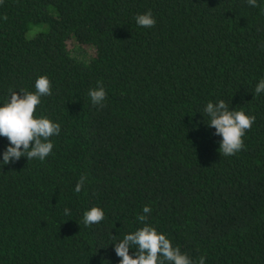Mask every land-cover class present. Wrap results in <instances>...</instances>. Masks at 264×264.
I'll use <instances>...</instances> for the list:
<instances>
[{"label": "trees", "instance_id": "trees-1", "mask_svg": "<svg viewBox=\"0 0 264 264\" xmlns=\"http://www.w3.org/2000/svg\"><path fill=\"white\" fill-rule=\"evenodd\" d=\"M257 4L0 0V105L46 75L52 91L36 115L61 129L43 161L0 165V264H119L114 242L143 226L145 205L146 223L197 264H264V92H255L264 0ZM149 10L155 25H137ZM81 45L93 55L75 54ZM98 82L103 107L89 96ZM219 100L255 116L230 156L204 112ZM8 143L0 136V160ZM92 206L104 219L86 226Z\"/></svg>", "mask_w": 264, "mask_h": 264}, {"label": "clouds", "instance_id": "clouds-1", "mask_svg": "<svg viewBox=\"0 0 264 264\" xmlns=\"http://www.w3.org/2000/svg\"><path fill=\"white\" fill-rule=\"evenodd\" d=\"M247 3L252 7L258 6L257 0H247ZM135 21L137 25L146 28L153 27L156 23L150 10L137 15ZM34 87L35 91L10 89V98L0 105V136L7 138L9 142L2 154L0 165L17 161L22 156L27 160L43 161L52 152L53 143L50 138L59 134L60 125L47 116L36 115L41 97L51 95V81L46 75H40L36 78ZM255 92H264V79L256 84ZM106 95L102 82L89 90L92 103L100 107H103ZM204 112L209 117L207 124L221 137L220 153L230 156L244 147L243 137L255 122L254 115L246 114L243 110H230L224 100L207 103ZM86 179L85 175L80 177L75 186L76 192L81 191ZM64 213L71 214L67 208ZM150 213L151 208L145 205L143 214L137 217L143 226L114 242L115 253L121 258L119 264H197L186 253H182L179 247H174L164 233L146 223L147 214ZM103 219L104 212L98 206H92L83 214V223L86 226L98 224ZM133 246L134 254L130 255L129 250ZM198 264H205L204 256H200Z\"/></svg>", "mask_w": 264, "mask_h": 264}, {"label": "rangeland", "instance_id": "rangeland-1", "mask_svg": "<svg viewBox=\"0 0 264 264\" xmlns=\"http://www.w3.org/2000/svg\"><path fill=\"white\" fill-rule=\"evenodd\" d=\"M76 45H74L72 42H70L69 44H68V47L70 48V49H74V48H76L75 47ZM80 49H77V51H75L74 53L75 54H81V56H87V57H89V56H92L93 55V48L92 47H90V46H83V45H81L80 47H79Z\"/></svg>", "mask_w": 264, "mask_h": 264}]
</instances>
